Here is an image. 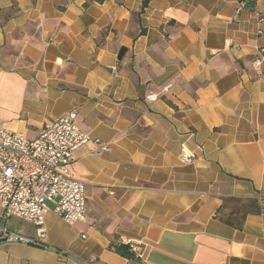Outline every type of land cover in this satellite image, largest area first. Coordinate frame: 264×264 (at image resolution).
Masks as SVG:
<instances>
[{"label":"crops","instance_id":"0c3cea01","mask_svg":"<svg viewBox=\"0 0 264 264\" xmlns=\"http://www.w3.org/2000/svg\"><path fill=\"white\" fill-rule=\"evenodd\" d=\"M240 1L0 0L16 6L0 12V125L33 138L75 110L110 146L74 153L85 218L49 203L44 245L2 241L0 264H264V210L242 229L216 215L226 196L264 204V0Z\"/></svg>","mask_w":264,"mask_h":264},{"label":"built area","instance_id":"2783aa9c","mask_svg":"<svg viewBox=\"0 0 264 264\" xmlns=\"http://www.w3.org/2000/svg\"><path fill=\"white\" fill-rule=\"evenodd\" d=\"M247 2L238 3L239 13ZM259 17V12L254 11ZM230 44L229 41H227ZM264 51V48L262 49ZM257 65L261 60L255 61ZM173 83L163 89L168 91ZM77 112L69 111L42 127L36 137L13 131L0 125V242L21 241L33 245H44L46 239L45 216L48 204L69 225H75L86 216L87 185L72 175L75 151L82 145L94 141L99 144L97 153L108 151L109 144L93 138L77 124ZM186 160L188 153H183ZM34 223L37 238L16 233L7 227L12 217ZM85 236V235H84ZM136 256H142L141 244L127 243ZM78 264H104L98 260Z\"/></svg>","mask_w":264,"mask_h":264},{"label":"trees","instance_id":"16d2710c","mask_svg":"<svg viewBox=\"0 0 264 264\" xmlns=\"http://www.w3.org/2000/svg\"><path fill=\"white\" fill-rule=\"evenodd\" d=\"M102 2L104 0H96ZM149 0H144L143 6L148 4ZM5 16L9 17L16 11V6L12 5L6 10ZM264 210V204L257 197H244V196H226L223 197V202L219 207L216 215L219 220L234 228L242 229L244 227L246 218L249 214H260ZM110 247L127 258H135V253L131 250L127 243L112 242Z\"/></svg>","mask_w":264,"mask_h":264},{"label":"water","instance_id":"95a60500","mask_svg":"<svg viewBox=\"0 0 264 264\" xmlns=\"http://www.w3.org/2000/svg\"><path fill=\"white\" fill-rule=\"evenodd\" d=\"M124 55V49H121L120 52H119V58H122Z\"/></svg>","mask_w":264,"mask_h":264}]
</instances>
